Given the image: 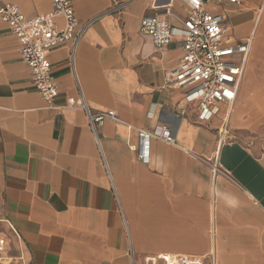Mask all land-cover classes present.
Here are the masks:
<instances>
[{
    "label": "crops",
    "instance_id": "0c3cea01",
    "mask_svg": "<svg viewBox=\"0 0 264 264\" xmlns=\"http://www.w3.org/2000/svg\"><path fill=\"white\" fill-rule=\"evenodd\" d=\"M28 17L52 0H0ZM119 8L113 9L116 5ZM77 43L48 53L59 94L48 102L0 17V258L5 264H264V0L213 2L225 45L248 44L237 98L201 118L167 75L182 57L184 0H73ZM176 30L158 50L145 16ZM63 24V19L58 18ZM231 58L241 62L243 53ZM92 112L115 110L94 132ZM227 124L228 134H221ZM168 127L175 143L138 131ZM217 163L228 175L215 173ZM163 261V260H162Z\"/></svg>",
    "mask_w": 264,
    "mask_h": 264
},
{
    "label": "built area",
    "instance_id": "2783aa9c",
    "mask_svg": "<svg viewBox=\"0 0 264 264\" xmlns=\"http://www.w3.org/2000/svg\"><path fill=\"white\" fill-rule=\"evenodd\" d=\"M187 5V20L183 35L182 57L178 65L168 73L167 81L186 89L187 103L198 102L200 117H208L220 110V104H232L237 98L239 83L244 72V61L248 44L225 45L226 18L222 14H212L206 6L213 2L238 3L239 0H184ZM53 9L34 17L26 16L20 7L13 3L0 6V17L9 26L20 43L19 52L22 60L30 68L32 80L42 97L48 102L59 94V87L52 74V64L48 57L51 49L64 44H72V60L75 49L88 23L81 25L75 14L73 0H52ZM119 8L117 4L113 9ZM63 19V24L58 23ZM174 27L160 15L145 16L140 21V33L149 36L154 46L161 50L170 44L176 33ZM243 53L241 62L231 56ZM70 107L83 109L88 124L96 132L106 120L120 121L115 110L92 112L81 93L77 100L69 98ZM143 141L139 154L142 161L148 162L146 144L151 138H160L167 143H175L171 130L159 127L155 131L139 129ZM221 134H228L225 123ZM215 173L229 175L217 164H213ZM165 264H204L197 256H163ZM0 264H5L0 258Z\"/></svg>",
    "mask_w": 264,
    "mask_h": 264
},
{
    "label": "rangeland",
    "instance_id": "374dc122",
    "mask_svg": "<svg viewBox=\"0 0 264 264\" xmlns=\"http://www.w3.org/2000/svg\"><path fill=\"white\" fill-rule=\"evenodd\" d=\"M157 264H165L162 260L157 261Z\"/></svg>",
    "mask_w": 264,
    "mask_h": 264
}]
</instances>
